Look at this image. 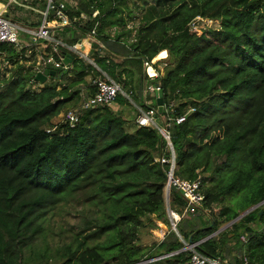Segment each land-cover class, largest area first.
<instances>
[{"label": "trees", "instance_id": "1", "mask_svg": "<svg viewBox=\"0 0 264 264\" xmlns=\"http://www.w3.org/2000/svg\"><path fill=\"white\" fill-rule=\"evenodd\" d=\"M75 1L79 13L93 17L100 10L82 34L98 22L96 39L104 56L95 52L93 61L132 103L156 108L154 95L143 100L138 93L148 80L139 58L150 64L166 51L163 76L156 80L163 102L166 107L174 103V118L194 110L170 128L174 174L188 181L201 177L208 220L202 229L187 220L189 232L178 224V233L185 241L200 242L197 251L206 257L223 261V254H235L233 248H238L237 255L246 252L248 264H264V0H153L129 44L130 32H123L127 0ZM196 18L219 22V29L194 27ZM115 27L123 30L111 38L108 31ZM1 52L14 63L12 47L2 45ZM70 58V70H55L52 85L39 92L27 88L31 70L15 65L0 92V264H49L43 257L25 260L24 251L42 232L39 219L79 193L85 204L100 208L101 217L84 223L81 243L66 248L61 264H138L143 258L135 245L139 230L146 225L156 229L154 220L169 225L164 197L168 166L154 161L166 143L155 129L129 133L112 108L85 112L74 128H44L79 101L80 91L71 89L84 84L92 71L102 74L76 56ZM128 102L122 95L115 98L118 108ZM166 115L163 110L157 117ZM168 202L170 209L174 202L184 206L172 191ZM225 224L230 225L211 237ZM242 235L248 238L245 245ZM101 238V244L86 245ZM182 245L171 231L158 252L170 254ZM237 255L231 264H242ZM174 259V264H184L188 258L182 253ZM174 259L164 262L173 264Z\"/></svg>", "mask_w": 264, "mask_h": 264}, {"label": "built area", "instance_id": "2", "mask_svg": "<svg viewBox=\"0 0 264 264\" xmlns=\"http://www.w3.org/2000/svg\"><path fill=\"white\" fill-rule=\"evenodd\" d=\"M6 2L0 5V46L5 45L8 48L14 50L17 55L14 63L8 59L7 52L0 53V74H4L5 70H10L15 65H23V54L25 60L37 56L36 62H28V65L34 64L31 75L33 78L29 81L32 86V91L42 89L43 85L35 81L37 73H43L45 70H68V65H64V60L70 58V54L76 56L84 63L91 64L94 68L102 73L97 66H95L90 60V52L95 49V45L102 48L101 44L97 41L96 29L98 22L94 24L91 31L82 34V29L86 27V24L93 21V17H96L95 12L93 17L89 14L79 13V8L75 3V0H5ZM42 2L45 5V10L39 11L34 8V5ZM34 4V5H33ZM10 9L15 10H29L40 16V22L38 26L29 27L12 20L7 14ZM206 21L212 23L211 20H203L196 18L197 20ZM198 20V21H199ZM68 28L73 32L81 35L80 40L72 45L63 46L60 40L57 39V34L61 33L63 29ZM203 28V27H202ZM41 45V54L38 53L37 47ZM61 49L66 50L68 53H62ZM36 59V58H35ZM31 60V59H30ZM159 60L161 66L156 68L155 63L151 61L150 64L144 65L143 71L145 77L148 79L143 85V100L147 94L154 95L155 99L161 91L160 83L156 80L163 76L165 63ZM16 62L18 64H16ZM25 65V64H24ZM27 65V64H26ZM149 68L153 73H149ZM51 77H47V80ZM151 81H156L155 84H151ZM95 91L93 93L88 92L87 95L80 94V100L78 104L68 109L64 113V120L62 124L68 125L70 128H74L79 117L85 112L99 109V108H112L115 106V98L118 95H122L126 100L131 102L128 94H126L119 83L110 80L105 74L95 79L92 82ZM132 103V102H131ZM174 107V103L170 102L166 107L163 105V110L166 112V117L159 119L157 117V108L141 109L138 108V114L135 118L134 124L137 128L145 127L155 129L161 138L165 141L166 147L161 148L162 155L155 158V162L168 166L166 174V183L164 186L165 201L168 202L169 195L171 193V187L178 190L179 195L184 201V207L182 214L178 215L172 212L169 208L167 215L171 219V228L173 232H176L177 225L186 216H193L197 212H200L204 203V193L201 188V177H198L194 181H188L180 179L175 176L176 170L175 153L171 144L170 128L174 122L176 125L182 124L186 117L194 112V110H188L187 114L180 117H172L171 110ZM158 119L160 122L158 123ZM169 153V156L165 155ZM264 227V226H263ZM247 235L240 237L242 245L247 243ZM199 243L189 244L187 252L189 254L188 261L185 264H226L220 259H214L206 257L197 251ZM242 264H248V257L244 249L239 256Z\"/></svg>", "mask_w": 264, "mask_h": 264}, {"label": "rangeland", "instance_id": "3", "mask_svg": "<svg viewBox=\"0 0 264 264\" xmlns=\"http://www.w3.org/2000/svg\"><path fill=\"white\" fill-rule=\"evenodd\" d=\"M76 3V1H75ZM153 4V0H127L125 8L124 9V14L123 17L125 19L126 26L124 28L123 32H130L129 36L127 33V44L132 42L133 37L135 35V31L138 29L140 23H141V18L145 10L148 8V6ZM39 8L41 10H45V5L40 4ZM29 11H22V12H17V11H11L7 15L10 18L17 19L19 22L28 25L29 20L31 22H35V18H38V15L36 13H32L34 16L31 17L28 13ZM96 16H100V10L95 11ZM40 17V16H39ZM199 20V19H198ZM196 21L193 23L194 27H199L203 29H219V22L212 21V23H207L206 21ZM122 28H112L108 32L111 35V38H114L113 36L121 33ZM123 30V29H122ZM72 32V41L74 43L78 42L80 40L81 35L71 31L68 28L63 29V31L57 36L61 39L64 40L68 36L66 33ZM69 45H72L69 43ZM98 53L99 56H104V52L102 48H99L98 46H95V49H93L90 52V60L91 62L97 66L94 61H93V54ZM163 52L159 53V55L153 60L155 63L156 68L158 66H161L159 60H167V52L165 51L164 53V58L160 57L162 56ZM25 53L23 54V58ZM32 59L31 57L29 60ZM28 60V59H27ZM116 62H119L116 60ZM16 64H18L16 62ZM86 64V63H85ZM90 67L94 68L93 65L88 64ZM21 66H26L27 69L33 71V66L34 64L31 65H21ZM25 67V68H26ZM98 67V66H97ZM144 67V66H143ZM95 69V68H94ZM16 68L12 67L10 70H5L4 74H0V92L4 91L6 86L8 85L13 77V73L15 72ZM70 70V69H69ZM68 70V71H69ZM96 70V69H95ZM66 71V70H65ZM32 73V72H31ZM66 73V72H64ZM70 77V76H69ZM71 78V77H70ZM73 78V77H72ZM99 77L94 76V71L90 73L88 77L85 78V83L82 85H76L73 89H71L70 92H75L76 90L80 91L81 95H87L89 92L88 86L92 85V82ZM52 78H49L45 84V86H50L52 85V81L50 80ZM72 80V79H69ZM27 88L29 90H33L32 86L27 83ZM36 92H39L40 89L36 87ZM138 93L140 94V97L143 98V88L137 89ZM135 90V92H137ZM80 100V99H79ZM79 101L74 102L67 106L64 110H62L56 117L51 119V125L46 124L44 128L46 130L53 131L55 130V126H58L63 123L64 120V113L70 109L75 107L78 104ZM136 106H140V102L137 100L134 101ZM112 110L114 113L117 115L121 116L122 119L125 120V126L124 128L129 132L133 129L136 128L134 121L135 118L138 114L137 108L134 107L133 103H129L125 106H122L121 108H118L117 106H113ZM205 177V176H204ZM208 185V184H207ZM206 187V186H205ZM229 202H225L224 205H228ZM101 210L98 207L92 206V205H87L84 203V200L81 196V194H76V195H71L66 197L61 203L56 205L55 207L49 209L46 214L39 219L38 224H40L42 232H40L36 238L32 241L31 245L25 249L23 257L25 260H30V259H35L37 257H43L45 260L48 261L49 264H61L62 262V255H65L66 253V248L67 247H72L73 249L76 248V246L81 243L83 236L81 234V230L84 228V223L89 220L97 219L101 217ZM202 210L197 213V215L205 216L204 214H201ZM206 217V216H205ZM189 218H196V215L193 216H186L182 220H188ZM208 220V218H207ZM224 227V226H223ZM222 227V228H223ZM139 238L138 241L135 243L136 246L141 247L142 252H140V255L143 256L141 259L140 263L143 264L146 261H149V255H147L148 252L145 251L147 249L148 244L153 245L154 243H157V240L160 238V235L156 237V241L153 239V233L151 231V228L149 225H146L144 228L139 230ZM87 234V233H86ZM104 241V238H101L99 240L95 241H88L86 242V245L91 247L96 244H101ZM233 251L235 254L232 255H227L224 254L222 256L225 258L229 263L232 262V259L238 254L237 252L239 251L238 248H233ZM242 252V251H241ZM241 254L237 255L239 257ZM38 260V259H37ZM139 264V263H138Z\"/></svg>", "mask_w": 264, "mask_h": 264}, {"label": "crops", "instance_id": "4", "mask_svg": "<svg viewBox=\"0 0 264 264\" xmlns=\"http://www.w3.org/2000/svg\"><path fill=\"white\" fill-rule=\"evenodd\" d=\"M4 2H0V5H2V4H4L6 1L5 0H3ZM40 4H43L42 2H39V3H37L36 5H34V8H36L37 10H39V11H43V10H41L40 8H39V6H40ZM17 11V12H22V11H29V10H15V9H10V12L11 11ZM30 15H32L31 17H33L34 15L32 14L33 12H31V11H29L28 12ZM38 15V14H37ZM12 20H14V21H16V22H19L17 19H14V18H11ZM39 22H40V17H39V15H38V18H35V22H31V20H29V22H28V25H25V24H23V23H21V22H19V23H21V24H23L24 26H29V27H35V26H38V24H39ZM59 34V33H58ZM72 35H73V33L72 32H68V33H66V35H64V36H68L66 39H64V40H61L58 36H57V39L58 40H60V42L63 44V46H69V42H71L72 41ZM37 49H38V53L39 54H41V52L42 51H44V50H42V48H41V45H39L38 47H37ZM65 51V53H68V52H66V50H64ZM38 56V55H37ZM37 56H35V58L34 57H32V59L31 60H25L24 58H22V60H24L23 62H22V64L24 65H28V62H31V63H34V62H36L35 60H37ZM70 64H71V61H70V63H69V65H68V67H69V69H70ZM26 67V66H25ZM27 68V67H26ZM100 70V69H99ZM101 71V70H100ZM43 87H44V85H43ZM42 87V88H43ZM133 105H134V107L135 108H140L139 106L137 107L136 106V104L135 103H133ZM161 120V119H160ZM160 120L158 119V123L160 122ZM136 129H137V127L135 128V129H133V130H131V131H129V133H133L134 131H136ZM127 131V130H126ZM128 132V131H127ZM169 203L170 202H166V209H167V211L170 209L169 208ZM184 207V206H183ZM183 207L182 206H179L178 205V202H174V203H172V207H171V211L172 212H174L175 214H178V215H181L182 214V210H183ZM169 208V209H168ZM198 213V212H197ZM197 213L195 214L196 215V218L195 219H193V218H189L188 220H189V224H191V225H193V227H196V228H199V229H202L203 227L202 226H204V225H206V223H207V218H208V216L206 215V213L203 211V209H202V213L201 214H204L205 216L203 217V216H201V215H197ZM168 222H169V225H165V224H163L162 222H160V221H156V220H154V224H155V226L157 227L156 229L153 227V228H151V231H152V233H153V239L156 241V237L158 236V234L160 235V238L157 240V243H154L153 245H151V244H148V248L147 249H145V251L146 252H148L147 253V255H150V254H155V257H153V258H151V260H149V261H146L145 263H143V264H165V262H164V260H166V259H168V260H171V259H174L178 254H185L186 255V258H189V254H188V252H187V247H188V245L189 244H195V243H192L191 241H190V239H188L187 241H185L184 239H183V237L178 233V231H177V229H176V232H175V234L177 235V237H178V239H179V241L183 244L182 245V248L180 249V250H178V251H176V252H173V253H170V254H166V253H162V252H158V245L161 243V242H163L165 239H166V237L170 234V232L171 231H173L172 230V228H171V219H170V217L168 216ZM186 222H187V220H182L179 224L182 226V227H184L185 229H184V231L185 232H189V230H190V228H188V227H185V225H186ZM235 221H233V222H231L230 224H232V223H234ZM230 224H225V225H223V226H221L220 227V229L218 230L219 231V233H221L222 231H224ZM205 227V226H204ZM223 227V228H222ZM218 233V234H219ZM200 243V242H199ZM232 256L234 255V253H232L231 254ZM222 256H224V254L222 255ZM226 256V255H225ZM224 256V257H225ZM187 261H188V259H187ZM186 261V262H187ZM173 262V264H174V262H175V259L172 261ZM185 262V263H186ZM223 262H225L226 264H231V263H229L225 258H224V260H223ZM184 263V264H185ZM139 264H141V263H139Z\"/></svg>", "mask_w": 264, "mask_h": 264}, {"label": "water", "instance_id": "5", "mask_svg": "<svg viewBox=\"0 0 264 264\" xmlns=\"http://www.w3.org/2000/svg\"><path fill=\"white\" fill-rule=\"evenodd\" d=\"M142 62H143V65H146V60L145 58L141 57L139 58ZM64 65L67 66L69 65L70 63V60L69 59H65L64 60ZM55 77L56 76V73L54 71H48V70H45L43 73H37L36 76H35V81L41 85H44L45 82L47 81V77ZM163 105H164V102H163V93L162 92H159L156 96V108H157V112L158 114H161L162 111H163ZM171 191L176 193V194H179L178 190L174 187H171ZM166 202V201H165ZM261 204H264V202H262ZM260 204V205H261ZM254 208H250L248 210H246L245 212H243L236 220H234L235 222L240 220L241 218H243L244 216H246L248 213H250ZM261 215V214H260ZM219 233V231H217L216 233H214L211 237L217 235Z\"/></svg>", "mask_w": 264, "mask_h": 264}, {"label": "bare ground", "instance_id": "6", "mask_svg": "<svg viewBox=\"0 0 264 264\" xmlns=\"http://www.w3.org/2000/svg\"><path fill=\"white\" fill-rule=\"evenodd\" d=\"M149 73H151V74L153 73V71H152V69H151V68H149Z\"/></svg>", "mask_w": 264, "mask_h": 264}]
</instances>
